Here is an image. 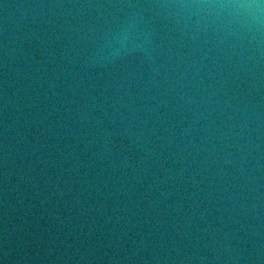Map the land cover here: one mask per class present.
Segmentation results:
<instances>
[{
    "label": "water",
    "instance_id": "1",
    "mask_svg": "<svg viewBox=\"0 0 264 264\" xmlns=\"http://www.w3.org/2000/svg\"><path fill=\"white\" fill-rule=\"evenodd\" d=\"M0 264H264V0H0Z\"/></svg>",
    "mask_w": 264,
    "mask_h": 264
}]
</instances>
